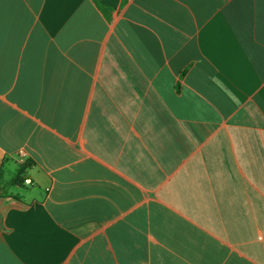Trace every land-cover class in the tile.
I'll list each match as a JSON object with an SVG mask.
<instances>
[{"label": "crops", "instance_id": "1", "mask_svg": "<svg viewBox=\"0 0 264 264\" xmlns=\"http://www.w3.org/2000/svg\"><path fill=\"white\" fill-rule=\"evenodd\" d=\"M104 6L0 0V264H264V0Z\"/></svg>", "mask_w": 264, "mask_h": 264}, {"label": "trees", "instance_id": "2", "mask_svg": "<svg viewBox=\"0 0 264 264\" xmlns=\"http://www.w3.org/2000/svg\"><path fill=\"white\" fill-rule=\"evenodd\" d=\"M95 4L101 9V11L107 16L108 12L111 10V7L104 6L106 4V0H93ZM26 164L21 165L16 174L13 176V178L8 182L9 185H20L24 182V172L26 169ZM4 194L2 190H0V196Z\"/></svg>", "mask_w": 264, "mask_h": 264}, {"label": "clouds", "instance_id": "3", "mask_svg": "<svg viewBox=\"0 0 264 264\" xmlns=\"http://www.w3.org/2000/svg\"><path fill=\"white\" fill-rule=\"evenodd\" d=\"M3 151H4L3 149H0V152H3ZM0 159H2V157H0ZM22 162H23V161H22ZM22 162H21V163H22ZM12 167H15V166L13 165ZM24 183H25V184H28V183H30V181H29V180H25ZM24 195L26 196V198L31 199L32 196L34 195V192H32V193H25Z\"/></svg>", "mask_w": 264, "mask_h": 264}, {"label": "built area", "instance_id": "4", "mask_svg": "<svg viewBox=\"0 0 264 264\" xmlns=\"http://www.w3.org/2000/svg\"><path fill=\"white\" fill-rule=\"evenodd\" d=\"M25 180H29V179H25ZM25 180H24V182H25ZM30 181V180H29ZM31 182V181H30ZM28 184H30V183H28Z\"/></svg>", "mask_w": 264, "mask_h": 264}]
</instances>
